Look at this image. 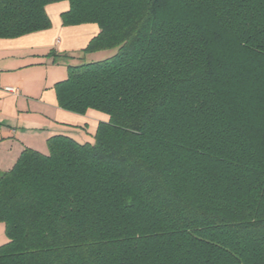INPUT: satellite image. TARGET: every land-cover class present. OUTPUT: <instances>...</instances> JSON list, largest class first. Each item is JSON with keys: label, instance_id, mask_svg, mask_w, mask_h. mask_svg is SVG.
<instances>
[{"label": "trees", "instance_id": "trees-1", "mask_svg": "<svg viewBox=\"0 0 264 264\" xmlns=\"http://www.w3.org/2000/svg\"><path fill=\"white\" fill-rule=\"evenodd\" d=\"M59 1L0 0V38ZM67 1L100 27L83 52H116L68 64L58 104L109 120L0 171V264H264V0Z\"/></svg>", "mask_w": 264, "mask_h": 264}, {"label": "crops", "instance_id": "crops-1", "mask_svg": "<svg viewBox=\"0 0 264 264\" xmlns=\"http://www.w3.org/2000/svg\"><path fill=\"white\" fill-rule=\"evenodd\" d=\"M69 8L67 0L48 4L49 29L0 38V171L11 169L26 147L48 153L49 137L71 132L69 136L83 139L78 124L92 123L96 129L109 120L93 109L78 114L58 104L55 84L65 79L66 70L56 73L57 59L49 53L82 50L100 32L97 23L63 25L61 15ZM8 86L18 92L7 91Z\"/></svg>", "mask_w": 264, "mask_h": 264}, {"label": "rangeland", "instance_id": "rangeland-1", "mask_svg": "<svg viewBox=\"0 0 264 264\" xmlns=\"http://www.w3.org/2000/svg\"><path fill=\"white\" fill-rule=\"evenodd\" d=\"M61 18H62V15H61ZM50 20H51V18H50ZM55 50H54L55 54H52L51 56H53L57 59L55 65H54V67L56 69V73L63 72L65 70L68 73V71H67V65L68 64H80L83 62H92V61L102 60V59H106V58L110 57L111 55H113L116 52L115 49L100 51V52H88V53L83 52V49L79 50V51H68L69 53L66 51L59 52L58 49H55ZM66 55H68V56H66ZM66 72H65V76L63 78H66V76H67ZM91 124L92 123H89V124L80 123L76 126L77 129L83 130V136L84 137H83V139H77L79 142H93L94 141V135H95L96 129H93V126ZM70 134H71V132L69 133V135ZM46 151H48V145H47ZM8 240L9 239H8L7 234H6L5 224L3 222H0V245L6 243Z\"/></svg>", "mask_w": 264, "mask_h": 264}, {"label": "built area", "instance_id": "built-area-1", "mask_svg": "<svg viewBox=\"0 0 264 264\" xmlns=\"http://www.w3.org/2000/svg\"><path fill=\"white\" fill-rule=\"evenodd\" d=\"M6 90L10 92H18V89L16 87H11V86L6 87Z\"/></svg>", "mask_w": 264, "mask_h": 264}]
</instances>
